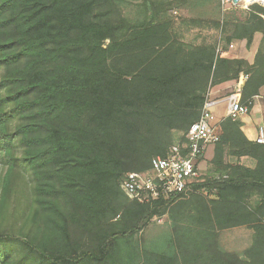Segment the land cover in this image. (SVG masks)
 Here are the masks:
<instances>
[{
    "label": "trees",
    "instance_id": "trees-1",
    "mask_svg": "<svg viewBox=\"0 0 264 264\" xmlns=\"http://www.w3.org/2000/svg\"><path fill=\"white\" fill-rule=\"evenodd\" d=\"M133 2L0 0V264H264V144L238 119L217 121L219 178L191 183L188 197L140 202L120 187L184 141L213 86L245 75L251 109L264 85V6ZM192 28L218 35L186 40ZM256 34L252 62L227 56ZM161 216L165 232L145 241ZM236 227L252 231L240 253L219 241Z\"/></svg>",
    "mask_w": 264,
    "mask_h": 264
},
{
    "label": "built area",
    "instance_id": "built-area-1",
    "mask_svg": "<svg viewBox=\"0 0 264 264\" xmlns=\"http://www.w3.org/2000/svg\"><path fill=\"white\" fill-rule=\"evenodd\" d=\"M219 1L224 9H248L253 4L264 6V0ZM217 52L221 53L220 47ZM214 104L210 101L204 105L199 119L190 125L182 143L171 145L165 156L153 157L147 170L130 171L124 176L120 187L129 199L140 202L159 198L177 199L191 190V183L199 181L201 175L198 167L201 155L208 145L215 144L219 139L217 126L209 115ZM248 109V105L241 103L239 93L229 97L228 113L233 118L245 115ZM254 140L264 144L263 126L258 127Z\"/></svg>",
    "mask_w": 264,
    "mask_h": 264
},
{
    "label": "rangeland",
    "instance_id": "rangeland-1",
    "mask_svg": "<svg viewBox=\"0 0 264 264\" xmlns=\"http://www.w3.org/2000/svg\"><path fill=\"white\" fill-rule=\"evenodd\" d=\"M133 1L134 0H132V2ZM230 10H236V11H238L237 13H239L238 15H240V13L246 9H244L242 7L224 9L220 5V13L221 14H225V13L229 12ZM171 13H172V15H174L177 18H179V16H183V17L193 16L194 17V16L198 15L196 12H189L187 10H177V9L171 10ZM126 14L132 15V12L129 9H127ZM207 17H209V16L207 15ZM217 35H218L217 30H214V29L192 28L188 32L184 31V38L186 40H189V41H194L199 36L216 37ZM259 36H260L259 34L255 35V39L249 48H246L244 40L233 42V44H231L227 49V56H229V57H244V58H247L248 61L251 60L250 62H252L253 56H254L253 54H254V49H255V42H256L255 40H257ZM245 78H246L245 75L241 74L239 76L238 80H236V81H230V82L222 83V85H220L217 93L214 90H212L214 86L209 90V93L207 96L208 98L205 101V104L207 102H210V101L215 102L214 106L209 110V115H210L211 121L215 125H218L217 122H214L215 120L220 121L224 117H228V99H229V97H231L232 95H234L236 93H239V96H240L239 91L242 87L243 82L245 81ZM262 93H263V98H264V89L262 90ZM256 101H257V99H256ZM249 110L250 109H248V112L245 115H247V114L250 115ZM259 112L264 116V102L262 103V107L260 108ZM221 113H224V115L222 116ZM256 135H257V133H256ZM209 154H210V150H208L206 152L205 157L203 155L202 163H200V165H199V171L201 173L199 181L203 180L204 178H210V177L215 178V177L220 175L213 170V168H212L213 166L211 163L212 158H210ZM225 159L228 162H236V159L234 157H231V156H226ZM247 161H250L251 164L254 165V160L252 158H248ZM244 164H246V162H244ZM0 171H1V167H0ZM190 191L187 192L185 197H188V193ZM168 223H169V221L167 220V216H161V217L153 218L151 220V222L148 224V227H146L145 230L143 231L142 237L144 238L145 241H147V240H151V239L159 236L160 234L165 232ZM251 236H252V231L250 229H248L246 227H236V228H230L227 230H223L219 235V241H220V244H221L223 249L240 253L250 245Z\"/></svg>",
    "mask_w": 264,
    "mask_h": 264
},
{
    "label": "crops",
    "instance_id": "crops-1",
    "mask_svg": "<svg viewBox=\"0 0 264 264\" xmlns=\"http://www.w3.org/2000/svg\"><path fill=\"white\" fill-rule=\"evenodd\" d=\"M259 39H260V36L258 37L257 40H255L256 42H255L254 53H255V51L257 49V46H258V43H259ZM220 85H222V84H219V85L214 86L212 90H214L217 93ZM263 89H264V85L260 88L259 94L253 98V104H252L251 109L249 110L250 111V115L249 114H247V115H239V116L233 118L228 113V116L230 118H232V120L238 119L240 121V123H241L240 130L243 132V134L246 136V138L249 139V140H251V141H255L254 139H255V136H256V133H257V128L259 126H263L264 127V116L259 112L260 111V108L262 107V103L264 102L263 93H262V90ZM256 99H257V101H256ZM223 115H224V113H223ZM215 122H217V120ZM216 126H217V130H218V132L220 134V129H219L218 125H216ZM213 149H214V144L208 145L205 148L204 153L201 155V160H200V162L198 164V167H199L200 163H202V157H203V155L205 157L206 152L208 150H210L209 156H210V158H212V156H213ZM247 160H248V157H241L239 159V162L241 164H244V162H246V164H244V165L249 166V167H252L253 165L251 164V162L250 161H247Z\"/></svg>",
    "mask_w": 264,
    "mask_h": 264
}]
</instances>
